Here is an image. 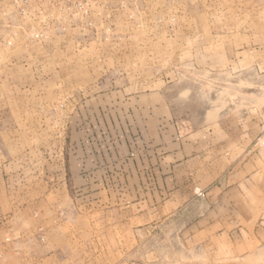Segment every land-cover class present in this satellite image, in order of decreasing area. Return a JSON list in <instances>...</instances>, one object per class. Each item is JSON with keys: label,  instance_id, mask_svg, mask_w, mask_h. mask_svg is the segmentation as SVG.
<instances>
[{"label": "rangeland", "instance_id": "1", "mask_svg": "<svg viewBox=\"0 0 264 264\" xmlns=\"http://www.w3.org/2000/svg\"><path fill=\"white\" fill-rule=\"evenodd\" d=\"M0 264H264V0H0Z\"/></svg>", "mask_w": 264, "mask_h": 264}]
</instances>
